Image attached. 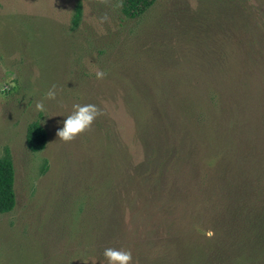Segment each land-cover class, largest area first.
Here are the masks:
<instances>
[{"label": "rangeland", "instance_id": "1", "mask_svg": "<svg viewBox=\"0 0 264 264\" xmlns=\"http://www.w3.org/2000/svg\"><path fill=\"white\" fill-rule=\"evenodd\" d=\"M120 9L121 0H0V157L13 161L16 195L13 210L0 214V264H106V247L129 250L132 264L165 258L155 248L137 254V244L152 246L144 238L117 247L92 229L114 208L96 206L105 179L116 198L130 192L120 187L143 159L137 122L157 116L163 98L197 103L202 113L213 107L249 132L246 160L264 177V0H157L133 20ZM52 85L56 97L36 112ZM73 103L95 104L101 114L64 142L56 131ZM34 121L46 132L36 153L25 145ZM121 213L128 232L130 208Z\"/></svg>", "mask_w": 264, "mask_h": 264}, {"label": "trees", "instance_id": "2", "mask_svg": "<svg viewBox=\"0 0 264 264\" xmlns=\"http://www.w3.org/2000/svg\"><path fill=\"white\" fill-rule=\"evenodd\" d=\"M156 1L121 0V15L137 19ZM80 16L78 4L73 27ZM211 91L206 92L207 101L212 99ZM196 107L197 103L184 105L163 98L157 101V116L147 112V121L137 122L143 159L132 174L123 175L120 187L131 193L116 198L114 181L105 179L96 206L101 212L105 204L115 211L111 208L98 226L87 214L92 229L101 242L117 247L124 246V239L148 240L154 247L137 244V254L155 248L165 256L152 264H264V177L257 174L258 164L246 160L251 134L232 127V120L215 114L213 107L205 113L195 111ZM223 122L222 129H211ZM202 133L229 141L207 142ZM25 145L32 153L45 148L46 132L39 122L27 126ZM14 183L13 161L1 156L0 214L15 206ZM126 207L133 227L128 232L121 213ZM205 229L212 235L207 237Z\"/></svg>", "mask_w": 264, "mask_h": 264}, {"label": "clouds", "instance_id": "3", "mask_svg": "<svg viewBox=\"0 0 264 264\" xmlns=\"http://www.w3.org/2000/svg\"><path fill=\"white\" fill-rule=\"evenodd\" d=\"M106 75L105 71L97 68L95 77L97 80L103 79ZM56 97L55 85H52L42 98L35 101L34 109L36 112L46 113L47 108L45 100H52ZM69 114L64 116L62 126L56 131V136L64 141L70 142L78 135L85 132L92 126L93 121L101 114V110L97 105L92 103H73ZM208 236L212 235L209 230ZM106 264H132V254L124 248L106 247L102 253Z\"/></svg>", "mask_w": 264, "mask_h": 264}]
</instances>
